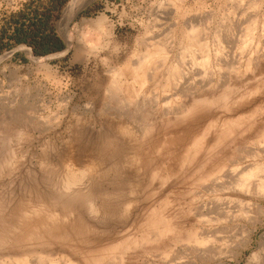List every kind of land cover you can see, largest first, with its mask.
<instances>
[{
	"label": "rangeland",
	"instance_id": "rangeland-1",
	"mask_svg": "<svg viewBox=\"0 0 264 264\" xmlns=\"http://www.w3.org/2000/svg\"><path fill=\"white\" fill-rule=\"evenodd\" d=\"M79 1L0 0V264H264V0Z\"/></svg>",
	"mask_w": 264,
	"mask_h": 264
},
{
	"label": "trees",
	"instance_id": "trees-1",
	"mask_svg": "<svg viewBox=\"0 0 264 264\" xmlns=\"http://www.w3.org/2000/svg\"><path fill=\"white\" fill-rule=\"evenodd\" d=\"M48 20L46 17L44 21ZM41 23V22H39ZM45 24L37 25V28L40 29L44 27ZM31 38L32 45H34V52L37 55H45L53 51H58L62 49V43L56 39L52 35H41L39 36V32L35 31V33L28 32L27 30L18 29L15 32V36L13 39L17 44L24 43L28 38Z\"/></svg>",
	"mask_w": 264,
	"mask_h": 264
},
{
	"label": "bare ground",
	"instance_id": "bare-ground-1",
	"mask_svg": "<svg viewBox=\"0 0 264 264\" xmlns=\"http://www.w3.org/2000/svg\"><path fill=\"white\" fill-rule=\"evenodd\" d=\"M80 1H81V0H80ZM80 1H79V2H80ZM84 2L86 3L85 0H84ZM80 3H81V2H80ZM87 3H88V2H87ZM75 4H76V3H75ZM78 4H79V3H78ZM79 5H80V4H79ZM77 10H78V9H77ZM144 59H147V58H144ZM143 64H144V63H143ZM143 64H141L142 67H143ZM144 65H145V64H144ZM142 67H140V68H142ZM137 72H138V71H137ZM139 73H140V72H139ZM142 73H143V72H142ZM142 73H141V75H140V74H138V75H139L140 77H143V76H142ZM136 74H137V73H136ZM136 74H135V76H137ZM139 76H137V77H139ZM137 77H136V78H137ZM140 77L137 78V81H138V79H139V80L141 79V81H142V78H140ZM263 188H264V181L261 182L260 185H258V189H257V191L260 192V191H262ZM200 249H201V248H200ZM206 250H208V247H207V246H204V247L201 249L202 252H204V251H206Z\"/></svg>",
	"mask_w": 264,
	"mask_h": 264
},
{
	"label": "water",
	"instance_id": "water-1",
	"mask_svg": "<svg viewBox=\"0 0 264 264\" xmlns=\"http://www.w3.org/2000/svg\"><path fill=\"white\" fill-rule=\"evenodd\" d=\"M66 42V41H65ZM44 60H49L50 59V56H45L43 57Z\"/></svg>",
	"mask_w": 264,
	"mask_h": 264
}]
</instances>
